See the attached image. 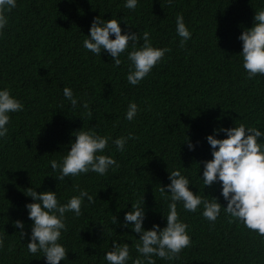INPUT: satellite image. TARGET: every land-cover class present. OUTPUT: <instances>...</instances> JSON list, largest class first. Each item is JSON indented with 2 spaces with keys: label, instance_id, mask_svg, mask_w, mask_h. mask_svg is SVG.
Returning a JSON list of instances; mask_svg holds the SVG:
<instances>
[{
  "label": "trees",
  "instance_id": "1",
  "mask_svg": "<svg viewBox=\"0 0 264 264\" xmlns=\"http://www.w3.org/2000/svg\"><path fill=\"white\" fill-rule=\"evenodd\" d=\"M124 3L17 0L8 13L9 24L0 35V87H9L24 108L11 113L9 132L0 139V264H46L42 253L28 252V237L13 226L22 219L30 232L32 221L24 208L32 201L25 194L28 187L57 191L61 202L80 188L94 198L92 203L85 198L82 215L66 213L67 231L60 242L68 253L60 264H107L103 257L113 240L129 243L128 264H133L139 234L115 225L113 217L122 221L131 203L144 199L145 228L153 223L163 227L161 213L166 215L168 200L159 188L170 182L167 171L176 168L189 177L194 192L219 196L226 206L219 185L204 189L199 179L198 162L212 158L206 136L221 125L264 129V75L247 77L238 39L264 0H139L134 10ZM177 14L192 33L183 47L175 30ZM96 16L120 20L122 32L137 31L136 47L148 31L154 46L170 51L140 84L131 85L127 52L115 66L108 54L95 55L83 47ZM65 86L78 99L75 107L63 95ZM132 101L139 110L128 121L125 112ZM82 128L112 139L129 132L134 137L123 151L109 140L104 154L119 166L105 175L82 173L58 182L49 161H59L75 139L73 133ZM188 139L200 141L195 151L188 149ZM177 211L188 225L191 243L177 259L154 257L156 264H264V235L223 212L209 222L202 209L188 212L178 202Z\"/></svg>",
  "mask_w": 264,
  "mask_h": 264
},
{
  "label": "clouds",
  "instance_id": "2",
  "mask_svg": "<svg viewBox=\"0 0 264 264\" xmlns=\"http://www.w3.org/2000/svg\"><path fill=\"white\" fill-rule=\"evenodd\" d=\"M138 2L139 0H125L124 6L134 10ZM168 2L171 4L173 0ZM16 6L17 0H0V35L9 24L8 13ZM175 30L182 38L180 46L183 47L192 33L182 14L176 16ZM140 38L137 31L129 29L122 32L120 20L96 16L91 23L89 34L85 35L82 43L85 49L95 55L108 54L115 66L122 62L121 53L127 52L130 62L127 81L135 86L140 84L165 53L170 51L166 47L154 46L148 31L143 32V44L136 47ZM238 39L242 42L239 55L247 77L252 79L258 74L264 75V7L255 10L252 26L245 28ZM63 95L73 107L78 104V99L70 87H64ZM83 106L87 108V102ZM23 108L24 104L12 94L9 87H0V139L5 138L9 132L11 113H18ZM138 110L135 101L129 102L125 119L134 120ZM220 133L225 134L224 138H218ZM73 135L75 139L70 141L66 154L59 161H49L52 170L57 173L52 177L58 182L82 173L95 172L105 175L110 169L119 166L111 155L104 154L109 140H112L116 150L123 151L128 140L134 137V133L129 132L126 136L112 139L92 129L83 128L75 131ZM206 140L210 145L212 158L198 162L199 179L202 180L204 189H213V186L218 184L220 196L227 202L226 206L220 202L219 196L206 194L205 191L204 195H200L199 191L194 192L190 187L193 185L191 180L182 174L179 168L167 171L170 182L160 184L159 188L168 200L166 215L161 213L162 219L166 220L163 227L159 223H153L151 228H145L147 212L144 199L142 202L131 203V208L125 211L122 221L118 220L116 215L113 217L115 225L130 228L133 233L139 234L135 243L139 255L133 260V264H156L154 257L171 261L179 258L181 251L190 245L188 225L180 218L177 211L178 202L182 203L183 209L188 212L202 209L200 214L209 222L217 221L223 212L248 229L264 235V129L244 123L231 127L221 125L214 128L212 133L206 136ZM186 142L190 151H195L200 143H193L189 139ZM25 194L32 198L31 202L24 205L28 218L32 221L30 232L26 231L25 221L22 219L14 220L13 226L20 230L21 237H28L29 253L33 256L42 253L46 264H60L67 258L68 253V249L60 242L62 233L67 231L66 213L82 215L85 198L90 203L94 202V198L83 188L66 202H61L57 191L52 190L38 192L36 188L28 187ZM3 247L4 237L0 235V249ZM103 259L107 264H128L132 259L129 243L113 240L111 249L106 251Z\"/></svg>",
  "mask_w": 264,
  "mask_h": 264
}]
</instances>
